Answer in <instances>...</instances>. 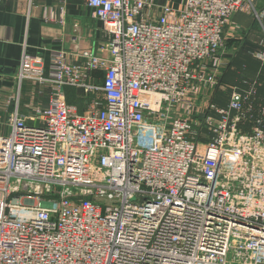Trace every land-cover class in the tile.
<instances>
[{
  "label": "built area",
  "instance_id": "2783aa9c",
  "mask_svg": "<svg viewBox=\"0 0 264 264\" xmlns=\"http://www.w3.org/2000/svg\"><path fill=\"white\" fill-rule=\"evenodd\" d=\"M84 1L99 52L59 51L48 76L23 55L15 74L49 100L0 133V264H264V110L243 127L255 81L203 103L225 29L238 12L262 23L264 4Z\"/></svg>",
  "mask_w": 264,
  "mask_h": 264
},
{
  "label": "crops",
  "instance_id": "0c3cea01",
  "mask_svg": "<svg viewBox=\"0 0 264 264\" xmlns=\"http://www.w3.org/2000/svg\"><path fill=\"white\" fill-rule=\"evenodd\" d=\"M172 1L174 5L179 2ZM263 4L264 0H256V7ZM243 16L250 19L246 20ZM253 22L258 27L255 31L250 27L255 25ZM230 32L229 40L233 42L247 38L255 43L257 49L250 55L264 64L258 57V54L264 53V21L260 23L251 15L238 12L232 18ZM225 38L226 47L221 58L220 77L237 54V47L233 43L230 44L232 46L227 45V34ZM106 41L107 34L102 22L93 16L92 9L84 0H0V67L12 69V73L0 72V133H6L10 115L14 112L26 116L28 123H35L33 106L46 105L49 100L48 88L31 80H23L20 85L17 83L15 74L23 55L38 58L43 74L48 76L53 70L54 57L59 51L99 52ZM92 81L96 85L101 83L100 71L95 73ZM253 81L257 86V81ZM230 86L246 88L235 84ZM63 92L67 103L74 106L77 112L86 111L88 99L79 89L63 86ZM96 94L90 97L95 96L103 104L102 93Z\"/></svg>",
  "mask_w": 264,
  "mask_h": 264
},
{
  "label": "trees",
  "instance_id": "16d2710c",
  "mask_svg": "<svg viewBox=\"0 0 264 264\" xmlns=\"http://www.w3.org/2000/svg\"><path fill=\"white\" fill-rule=\"evenodd\" d=\"M253 24L256 25L255 22H253ZM231 43H233L234 47H237V54L229 62L226 70L220 77V81L246 88L250 86V83L253 80L257 81V86H255V95H253L248 101V104L251 106V110L248 112V121L243 124L244 129H248L251 126L253 119L258 116V113H260L261 110H264V64H261L250 55L251 52L257 49V45L255 43L251 42L247 38L242 41L235 40L234 42L233 40H229L227 45L232 46L230 45ZM216 102L217 103L215 104L217 106L226 105V103L224 105L219 104L218 100H216Z\"/></svg>",
  "mask_w": 264,
  "mask_h": 264
},
{
  "label": "rangeland",
  "instance_id": "374dc122",
  "mask_svg": "<svg viewBox=\"0 0 264 264\" xmlns=\"http://www.w3.org/2000/svg\"><path fill=\"white\" fill-rule=\"evenodd\" d=\"M243 17L246 20L250 19V18H248L246 16H243ZM249 25H250V20L248 22V26ZM230 27L231 26H228L225 29L222 45L217 50L216 55H215L217 58H222L223 50H225V47H226V38H225L226 37V34L228 36V40H229V36L231 34ZM250 27H252V29H251L252 31H255V29H258V27L256 25H251ZM228 40H227V42H229ZM218 81H219V83H221L218 87L213 88V89L209 88L207 90L208 92L205 93V99L203 101L204 105H206L208 103V101L217 103L216 100H218L219 104H223V105L227 102V99H228L227 97H228V93H229L230 83L221 82L220 81V77H219ZM218 97H219V99H218ZM208 98H209V100H206Z\"/></svg>",
  "mask_w": 264,
  "mask_h": 264
},
{
  "label": "water",
  "instance_id": "95a60500",
  "mask_svg": "<svg viewBox=\"0 0 264 264\" xmlns=\"http://www.w3.org/2000/svg\"><path fill=\"white\" fill-rule=\"evenodd\" d=\"M0 72H4V73H12V69H6V68H2V67H0Z\"/></svg>",
  "mask_w": 264,
  "mask_h": 264
}]
</instances>
